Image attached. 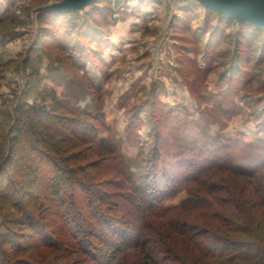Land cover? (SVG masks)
I'll list each match as a JSON object with an SVG mask.
<instances>
[{
	"label": "rangeland",
	"instance_id": "obj_1",
	"mask_svg": "<svg viewBox=\"0 0 264 264\" xmlns=\"http://www.w3.org/2000/svg\"><path fill=\"white\" fill-rule=\"evenodd\" d=\"M70 1L84 0H0V153L5 160L0 186L12 182L16 188L5 197L9 204H0V264L13 248L22 258L52 252L41 247L51 236L42 233L40 222L50 230L56 218L35 220L29 214L33 201L44 199V183L55 180L53 169H81L84 191L74 189L63 173L61 193L92 197L97 211L125 222L129 194L111 156H101L97 139L132 159L136 175L145 178L161 171L185 139L207 157L251 147L264 159L263 26L218 12L204 0H91L80 6ZM23 123L60 140L66 155L59 165H53L59 154L42 152L32 138L20 137ZM158 149L163 157L155 156ZM35 162L41 169L34 175L28 168ZM188 195L184 188L164 205L178 206ZM47 200L41 204L44 213L53 208ZM167 224L152 221L154 233ZM223 234L210 250L225 249L224 240L232 236ZM121 241L117 237L115 243ZM174 246L180 260L175 264L203 262L182 251L175 239ZM123 247L106 262L142 264L138 251L125 253ZM162 258L157 264H173ZM72 259L94 264L81 255Z\"/></svg>",
	"mask_w": 264,
	"mask_h": 264
},
{
	"label": "trees",
	"instance_id": "obj_2",
	"mask_svg": "<svg viewBox=\"0 0 264 264\" xmlns=\"http://www.w3.org/2000/svg\"><path fill=\"white\" fill-rule=\"evenodd\" d=\"M21 126L18 127L22 133L20 137L32 138L35 146L42 152L48 150L51 155L53 152L59 154L60 158H54L53 163L55 167V162L59 165L61 157L66 155L58 143L60 140L46 129L36 131L32 124L25 123ZM0 129L2 130L1 127ZM97 141L103 148L101 156H111L117 171L115 175L122 178L129 194L125 197V222L103 212L101 208L97 211L99 207L92 197L86 195L78 199L75 194L66 197L61 193L63 173L69 174L74 189L84 191L86 183L81 178V169L66 166L62 172L53 169L52 178L55 180L44 183V199L40 202L33 201L29 216L35 220L39 219L38 216L47 217L46 220L50 217L49 221L52 216L56 218L57 221L50 230L44 220L40 222L43 224L42 233L45 232L46 237L51 236L42 238L44 240L41 241V247L45 246L55 255L47 251L43 253V249L29 258H22L23 254L13 248L11 253L5 252L6 264H75L72 257L76 255H81L85 261L94 264H113L112 260L106 262V257L110 259L111 255L124 250V245L125 253L131 250L139 252L142 264H157L161 256L164 257L162 260L175 264L180 260L175 253L174 239L187 255H198L197 260L203 261L200 264L208 261L264 264V159L261 152L248 147L240 154L230 153L223 158L216 155L207 157L208 153L203 148L196 147L194 141L186 142L185 139V145L182 148L178 145L173 159L163 163L161 171L159 169L156 174L145 178L136 175L134 168L137 166L132 159H125L117 153L115 147H104L99 139ZM160 150L154 152L155 156L163 157ZM190 154L193 157L188 158ZM2 157L0 153V170L4 168L2 163L5 160ZM170 158L167 155V159ZM156 160L154 159L153 165L159 168ZM40 169L39 163L35 162L28 171L35 175ZM166 185L172 188L162 196L161 189ZM184 188H187L189 194L186 200L175 207L164 205L165 201L175 197ZM15 189L12 182L5 187L0 186V204H9L5 197ZM44 200H47L48 205H53L50 212L44 213L46 204L41 206ZM98 200L100 199L97 198L96 201ZM16 202H12L13 206L17 205ZM157 220L168 221V229H158L159 232L154 233L152 221ZM37 222L33 225L35 230L40 226ZM115 228H122L121 233ZM223 233L232 236L230 240H224L225 249L210 250L212 242H217L216 238ZM169 234L170 241L167 237ZM117 237L123 240L120 244L115 243ZM133 237L134 241L129 244ZM45 259L48 260L45 262Z\"/></svg>",
	"mask_w": 264,
	"mask_h": 264
},
{
	"label": "water",
	"instance_id": "obj_3",
	"mask_svg": "<svg viewBox=\"0 0 264 264\" xmlns=\"http://www.w3.org/2000/svg\"><path fill=\"white\" fill-rule=\"evenodd\" d=\"M91 0L70 1L69 5H82ZM207 7L232 16L241 15L240 20H248L264 27V0H204Z\"/></svg>",
	"mask_w": 264,
	"mask_h": 264
}]
</instances>
